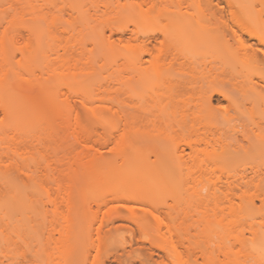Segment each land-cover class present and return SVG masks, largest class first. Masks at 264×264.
<instances>
[{
  "label": "bare ground",
  "instance_id": "1",
  "mask_svg": "<svg viewBox=\"0 0 264 264\" xmlns=\"http://www.w3.org/2000/svg\"><path fill=\"white\" fill-rule=\"evenodd\" d=\"M235 2L127 0L118 1L115 7L108 6L117 29L124 31L122 23L132 15L139 25L134 33L140 53L135 62L136 74L128 77L131 85L148 88L150 84L146 82L154 78L153 75H164L168 97L182 103L179 124L205 119L207 125L218 132L217 136H209L192 126L172 146L163 144L155 155V163L162 168L172 165L193 170L198 167L202 174L209 170V164L217 162L227 166L256 164L264 168V22L258 12L235 8ZM8 4L0 11V15L6 13L0 16V24H5L6 20L7 33L23 21L25 10L24 0H11ZM193 7L198 10H192ZM6 32L0 35V172L4 173L0 175L8 182L0 181L5 186L14 181L9 184H13L10 188L6 187L10 190L18 187L16 177L13 180L15 173L26 174L28 182L37 179L36 172L52 153V147L44 141H54L59 132L52 129L45 136H39V140L37 137L35 149H30L32 133L28 134L27 128L33 123L29 122L34 119L33 115L40 114L42 93L27 76L29 50L27 44L21 45L19 41L22 31L17 30L13 35ZM155 52L151 68H145L142 55ZM256 71L260 73L258 80L252 77ZM131 92L143 95L135 89ZM215 99L217 104H214ZM161 102L152 97V103L142 108L158 117L171 114L174 117L176 112L169 110L171 102ZM123 106L129 107H124L125 114L130 113L127 109L135 111L138 105L123 103ZM79 107L75 103H64L54 108L58 114L72 116ZM82 107L93 113L111 108L85 101ZM75 115L79 121L78 113ZM161 134L162 139L170 136L165 131ZM83 153L90 157L85 171L90 174L109 163L101 152ZM80 158L81 154L75 161ZM126 161L132 164L129 159ZM50 165H46V171ZM136 166H129L128 172L133 173ZM71 171L72 180L65 187L70 217L66 229L69 244L61 251L64 264H238L232 259L233 255L247 259L254 252L264 258V233L246 239L233 227L223 224V197H228L233 187H227L226 191L215 182H200L193 187L191 198L182 200L172 193L175 199L170 203L156 201L160 185L146 184L139 188L115 189L111 198L98 202L97 209H93L82 200L79 191L84 186V173L74 168ZM19 192L16 195L11 192L9 201L6 202V197L2 202L1 206L11 209L9 213L24 211L22 206L27 202ZM246 192L242 189V193ZM260 194L264 201V191ZM48 202L57 211L63 201L48 196ZM13 208L17 209L13 211ZM249 212L241 210L237 217L246 219ZM18 229L15 231L19 234ZM31 235L39 243L44 240L38 232ZM13 255V259L17 258ZM30 262L42 264L38 258Z\"/></svg>",
  "mask_w": 264,
  "mask_h": 264
},
{
  "label": "rangeland",
  "instance_id": "2",
  "mask_svg": "<svg viewBox=\"0 0 264 264\" xmlns=\"http://www.w3.org/2000/svg\"><path fill=\"white\" fill-rule=\"evenodd\" d=\"M8 1L11 0H0V11L9 6ZM118 1L127 0H24L23 21L20 19L22 22L8 29V33L5 29L6 20L5 24H0V35L5 34L4 31L7 35L22 31L23 37L19 41L21 45L27 44L29 50L27 76L33 79V86L42 93L40 114L33 115L34 119L29 120L33 123H29L31 126L27 128L28 134L30 131L32 133L30 149H35L39 136H45L49 130L59 132L54 141H44L45 145L52 147V153L36 172L37 179L28 182L26 174L15 173L13 180L16 179L18 186L17 189L12 188L15 192L12 189L6 190L14 181L5 186L4 183L8 181L2 177L4 173L0 172L3 174L0 180L4 182L0 181V264H39L30 262L33 258L40 259L42 264H64L61 251L69 244L66 229L70 217L65 203V187L70 185L73 177L71 168L84 173V186L79 191L82 200L93 209H97L98 202L111 198L115 189L139 188L146 184L160 185L156 201L170 203L175 199L172 193H176V198L182 200L191 198L193 187L199 186L200 182H215L226 191L227 187H233L229 196L223 197V224L233 227L246 239L264 233V201L260 194L264 191L263 167L241 163L227 166L217 162L209 164V170L202 174L198 167L193 170L172 165L162 168L155 163L156 151L163 144L172 146L192 126L209 136H217L218 132L213 126L207 125L205 119L188 122L187 125L179 124L182 103L168 97V88L163 83L164 75H153L154 78L146 82L150 84L148 88L131 85L128 77L136 74L135 62L140 53L134 33L139 25L135 15H132L122 23L124 31L117 29L108 6L115 7ZM235 8L258 12L262 16L261 22H264V0H236ZM192 10L197 11L198 8L193 7ZM3 14L6 13L0 16ZM156 52L153 55H142L145 68H151ZM16 55L20 56L18 50ZM257 74L260 73L256 71L252 74L255 80H258ZM132 89L143 95H134ZM152 97L161 99L160 104L173 101L169 110H174L176 115L158 117L143 110L142 107L152 103ZM84 101L111 108L93 113L82 107ZM64 103H75L82 108L79 107L78 112H73L72 116L58 114L54 107ZM123 103L138 106L135 111L127 109L130 113L124 114V107H129L123 106ZM214 104H217L216 99ZM77 113L79 121L75 118ZM163 131L170 134L168 139H162ZM86 151L101 152L109 163L98 167L94 174L85 172L90 160L83 153ZM79 154L82 158L75 161ZM126 159L132 161V167L137 165L133 173L128 172L131 165H128ZM50 163L46 171V165ZM242 189L248 192L242 193ZM10 191L15 195L18 191L19 194L23 193V201L27 202H23V212L13 208L15 212L9 213L11 209L1 206L6 197V202L9 201L8 197L12 195ZM48 196L63 201L57 211L48 202ZM244 209L250 211L249 215L246 219H239L237 215ZM15 229L20 230V233ZM32 229L44 239L41 245L36 237H30L31 234H37L34 231L32 233ZM12 255H17V258L13 259ZM232 259L238 264H264V258L256 252L247 259L234 255Z\"/></svg>",
  "mask_w": 264,
  "mask_h": 264
}]
</instances>
